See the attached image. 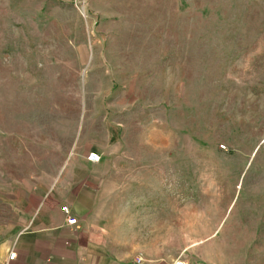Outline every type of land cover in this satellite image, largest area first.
Listing matches in <instances>:
<instances>
[{
	"label": "rangeland",
	"instance_id": "rangeland-1",
	"mask_svg": "<svg viewBox=\"0 0 264 264\" xmlns=\"http://www.w3.org/2000/svg\"><path fill=\"white\" fill-rule=\"evenodd\" d=\"M89 152L129 264H264V0H0V236Z\"/></svg>",
	"mask_w": 264,
	"mask_h": 264
},
{
	"label": "crops",
	"instance_id": "crops-1",
	"mask_svg": "<svg viewBox=\"0 0 264 264\" xmlns=\"http://www.w3.org/2000/svg\"><path fill=\"white\" fill-rule=\"evenodd\" d=\"M100 162L83 157L80 166L67 165L59 172L58 181L27 209L24 223L0 236V264L11 252L15 257L9 264H120L121 258L133 263L129 257L134 253L120 251L126 230L121 231L120 218L107 210L95 169ZM63 206L76 218V226L66 224ZM141 253L140 258L145 255ZM153 257L142 262L162 263L160 251Z\"/></svg>",
	"mask_w": 264,
	"mask_h": 264
},
{
	"label": "built area",
	"instance_id": "built-area-1",
	"mask_svg": "<svg viewBox=\"0 0 264 264\" xmlns=\"http://www.w3.org/2000/svg\"><path fill=\"white\" fill-rule=\"evenodd\" d=\"M86 161L89 162V163H92V164H96L100 161V155H98L97 153L95 152H89L86 156ZM61 212L66 216V224L68 226H76L77 225V220L74 216H72L70 214V210L68 207L66 206H63L61 208ZM14 257H15V254L14 253H9L8 255V258H7V261L4 263V264H9L11 261L14 260ZM136 263L137 264H141L142 263V258H137L136 259ZM177 264H186V263H183V262H178Z\"/></svg>",
	"mask_w": 264,
	"mask_h": 264
}]
</instances>
